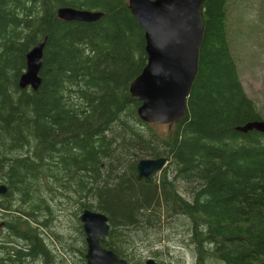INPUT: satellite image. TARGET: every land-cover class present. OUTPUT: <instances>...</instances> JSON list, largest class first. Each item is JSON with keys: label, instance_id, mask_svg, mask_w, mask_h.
Here are the masks:
<instances>
[{"label": "trees", "instance_id": "1", "mask_svg": "<svg viewBox=\"0 0 264 264\" xmlns=\"http://www.w3.org/2000/svg\"><path fill=\"white\" fill-rule=\"evenodd\" d=\"M62 7L103 16L64 22ZM228 17L226 0H204L187 110L162 133L129 94L146 55L128 0H0V264H85L84 211L106 217L101 246L126 264H145L138 249L154 242L153 256L168 253L172 238L193 264H264V134L236 131L264 118ZM44 40L40 86L21 90ZM160 158L158 175L138 177V161Z\"/></svg>", "mask_w": 264, "mask_h": 264}, {"label": "water", "instance_id": "2", "mask_svg": "<svg viewBox=\"0 0 264 264\" xmlns=\"http://www.w3.org/2000/svg\"><path fill=\"white\" fill-rule=\"evenodd\" d=\"M204 0H128V9L144 31L146 63L131 82L129 94L140 105L138 118L154 125L173 126L185 116L187 99L198 67L199 48L203 37L201 9ZM59 20L92 24L103 14L69 7L58 8ZM45 40L36 43L25 57V70L18 80L21 90L36 92L41 83L39 72L43 62ZM236 131H256L264 134V122L247 123ZM166 160H140L136 172L140 179L149 180L162 171ZM6 187L0 186V195ZM85 236V264H126L105 242L109 226L106 217L85 211L80 217ZM145 264H156L149 259Z\"/></svg>", "mask_w": 264, "mask_h": 264}, {"label": "rangeland", "instance_id": "3", "mask_svg": "<svg viewBox=\"0 0 264 264\" xmlns=\"http://www.w3.org/2000/svg\"><path fill=\"white\" fill-rule=\"evenodd\" d=\"M226 1L230 17L228 28L231 29V53L237 63L239 80L247 97L262 110L264 118V0ZM166 127L155 125V129L162 133L166 131ZM56 217L59 221L63 220L59 214ZM62 230L67 229L60 226L59 231ZM169 243L168 253H155L153 256L151 253L161 248L156 242L151 243V248H139L138 251L142 252L144 261L152 258L157 264H163V261L168 264L166 258L170 255L171 262L180 258L182 264H193L188 252L183 251L186 249L177 239L172 238Z\"/></svg>", "mask_w": 264, "mask_h": 264}, {"label": "flooded vegetation", "instance_id": "4", "mask_svg": "<svg viewBox=\"0 0 264 264\" xmlns=\"http://www.w3.org/2000/svg\"><path fill=\"white\" fill-rule=\"evenodd\" d=\"M2 226H3V223H2V224L0 223V228H1Z\"/></svg>", "mask_w": 264, "mask_h": 264}]
</instances>
